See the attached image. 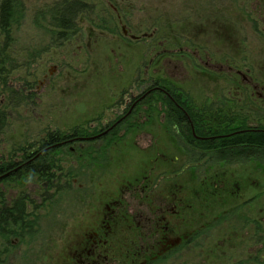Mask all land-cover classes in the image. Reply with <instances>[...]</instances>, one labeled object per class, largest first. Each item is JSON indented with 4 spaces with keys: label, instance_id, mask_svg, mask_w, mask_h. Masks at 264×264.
Returning a JSON list of instances; mask_svg holds the SVG:
<instances>
[{
    "label": "rangeland",
    "instance_id": "obj_1",
    "mask_svg": "<svg viewBox=\"0 0 264 264\" xmlns=\"http://www.w3.org/2000/svg\"><path fill=\"white\" fill-rule=\"evenodd\" d=\"M57 1L22 0L10 72L0 77V163L23 165L28 154L35 162L49 133L95 136L132 110L107 137L47 149L53 179L27 173L1 182L0 209L22 202L36 225L24 240L9 237L7 247L0 240V264H70L74 244L102 217L98 204L111 197L123 200L127 219L104 251L107 264H142V246L159 238L143 229L151 179L155 194L175 184L186 195L171 240H188L149 264H264V157L201 156L181 169L182 143L158 110L162 101L139 103L161 80L185 92L196 118L264 125V0H83L88 11L65 41L53 35L48 13Z\"/></svg>",
    "mask_w": 264,
    "mask_h": 264
},
{
    "label": "flooded vegetation",
    "instance_id": "obj_2",
    "mask_svg": "<svg viewBox=\"0 0 264 264\" xmlns=\"http://www.w3.org/2000/svg\"><path fill=\"white\" fill-rule=\"evenodd\" d=\"M241 74L240 72H238ZM243 79H247L249 83H253L251 78H247L246 75L243 76ZM256 89L257 86H254ZM151 94V95H150ZM185 92H179V89L176 87H170L167 85H163L161 80H158L154 83L153 87L149 88V91L142 94V97L139 99L141 100L139 103L142 105L145 101L149 98L153 100L162 101L160 104L157 105L159 108V112L162 113L164 117V121L172 124L176 130L177 135L182 143L183 150L181 151L183 154V164L180 165L181 169L185 164V160L189 161L190 164L194 162L192 159L202 158L201 156H208V155H216L217 161H225L228 163H235V160L231 161V159H224V156H220L217 154L216 149H209L203 147V142L210 141V140H228L232 134L243 132V133H253V132H262L264 133V125H257L256 123L252 122V120L241 117H227L224 118H217L216 120L212 118H205L200 116L196 118L195 114L191 111V109L187 108L186 103L184 102L182 96ZM148 95H150L148 97ZM145 100V101H144ZM147 109H149L150 102L147 101ZM130 109L126 114L122 115V117L115 121V123L108 127L106 130L100 134H96L95 136L90 137H83V135H73L69 136L70 138L67 139L62 137L59 139L58 142L55 144H50L45 146L44 152L47 149H54L56 146L63 145L65 143H75L78 141H87L96 138H103L109 136L111 132L118 129L121 126V123L127 120V116L131 112ZM218 111V110H217ZM184 113L187 116L188 121L190 122L191 129L188 130L185 128L186 122L184 119H180L177 115ZM198 119V120H197ZM129 121V120H128ZM215 124L223 125V127L215 128ZM231 124L232 127H225ZM252 126H251V125ZM244 128L240 129H231L237 128L239 126H244ZM184 126V127H183ZM248 126V127H246ZM192 136H191V134ZM200 133V134H198ZM72 135V134H71ZM115 138H120V135H114ZM45 139L44 141H47ZM46 153V152H45ZM38 155V154H37ZM36 155V156H37ZM165 156L166 153L159 152V156ZM199 156V157H198ZM258 156L263 158L264 155H249V156H241V158L246 159L248 157ZM35 158V157H33ZM31 158L29 161H26L25 164H28L32 161ZM212 158V157H211ZM243 159L238 161H243ZM236 160V162H238ZM21 161L15 160L13 167L9 168L4 175L0 177V185L1 182L7 180V177L10 178L11 176H16L15 172L20 169ZM20 163V164H19ZM195 164L197 162H194ZM222 163V162H221ZM15 164H18L17 167H14ZM192 167L190 170L193 172ZM146 180L149 181V177H146ZM216 180V179H214ZM213 180V181H214ZM212 181V182H213ZM211 182V183H212ZM153 183V179L150 180L149 184L144 185V192H145V205L143 211V229H146V233L149 234L152 232V235H159L157 239V243L152 244V247L146 244V246L142 249V256L147 254L146 258L143 259L142 264H149L152 258L160 259L165 255L172 252V250L176 249L178 245L182 244L184 241L188 240L187 235L185 237H178L174 242L171 240V236L177 231L179 228V223L182 221L181 216L183 213L185 197L186 195L179 197L178 188L172 186L164 187L162 191L165 192H157L156 194L152 192L150 184ZM210 183V184H211ZM213 184V183H212ZM152 185V184H151ZM216 185L215 187H217ZM163 187V186H162ZM204 192V196H205ZM187 201L188 194H187ZM123 200H120L119 197H111V199L106 204H98L99 210H95V217H98L99 214H102V217L93 225L92 229L89 233L83 232L82 238L74 244L75 254L73 256L70 264H107L108 260L111 259L108 253L104 252L109 250L112 246L114 247L115 241L113 240V232L116 228L120 226V221L126 220V206L123 205ZM188 208L194 206V204L186 202ZM186 208V207H185ZM87 231L86 229H84ZM196 231L191 233V237L194 236ZM158 252L155 256L150 258V255H153L155 252V248ZM149 248V252L146 250ZM115 250V248H114ZM113 250V252H114ZM134 250V249H133ZM152 250V251H151ZM112 252V253H113ZM131 253L135 256L136 260L139 258V254H141V250L138 251H131ZM144 256V257H145ZM141 257V256H140Z\"/></svg>",
    "mask_w": 264,
    "mask_h": 264
},
{
    "label": "trees",
    "instance_id": "obj_3",
    "mask_svg": "<svg viewBox=\"0 0 264 264\" xmlns=\"http://www.w3.org/2000/svg\"><path fill=\"white\" fill-rule=\"evenodd\" d=\"M88 5L83 0H59L53 4L49 9V17L52 21L53 35L56 39L62 38V41L70 39L78 31L77 19L80 14L88 11ZM26 11L25 5L22 0H1L0 2V34L3 36V40L0 42V77L10 72L8 69V62L11 58L9 49L12 48L14 43V28L17 25L22 24V19ZM6 72V73H3ZM180 119H184L186 122L185 128L191 129L190 122L187 116L182 113L177 115ZM3 124V123H2ZM184 127V126H183ZM78 129V128H77ZM75 129V130H77ZM76 135H83L82 131H75ZM191 134V133H190ZM200 134V133H198ZM192 136V134H191ZM47 141H43L44 146L55 144L60 139L59 132H51L47 138ZM204 148L216 149L217 154L224 156L228 159L241 160V156L249 155H264V133H235L232 134L228 140H210L203 142ZM31 154L26 155L30 158ZM14 159L11 157V160ZM29 160V159H28ZM14 163L3 162L0 163V177L11 167ZM15 166V165H14ZM18 165H16L17 167ZM21 168L15 172L17 177L33 173L41 178L53 179L51 171L54 167L49 153L42 151V155L35 160V162H29L23 164ZM48 176V177H47ZM1 197V193H0ZM25 207L22 202H16L12 204L9 209H0V240L3 242V246L9 245V237L21 236L24 240L26 235H29L28 230H32L35 222L29 221L25 218Z\"/></svg>",
    "mask_w": 264,
    "mask_h": 264
}]
</instances>
